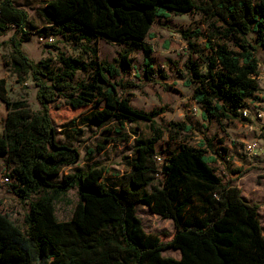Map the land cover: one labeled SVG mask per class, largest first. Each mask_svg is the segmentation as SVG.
I'll use <instances>...</instances> for the list:
<instances>
[{
	"label": "trees",
	"instance_id": "obj_1",
	"mask_svg": "<svg viewBox=\"0 0 264 264\" xmlns=\"http://www.w3.org/2000/svg\"><path fill=\"white\" fill-rule=\"evenodd\" d=\"M195 10L221 16L224 27L213 37L240 41V51L224 44L212 47L205 71L190 56L186 85L194 86L204 120L243 117L247 99L259 89L257 51L264 47V0H47L40 10L47 23L40 34L78 44L91 54L89 61L63 51L55 59H31L23 49L31 33L28 12L14 0H0V37L13 31L3 41L11 45L5 63L20 82L31 77L40 105L33 110L27 99H9L6 79L0 78V99L8 110L0 158L15 163L11 186L30 205L22 229L2 210L0 198V264H264L259 205L241 195L233 178L224 181L217 174L212 165L217 159L206 147L180 144L159 163L156 144L162 132L156 117L163 109L135 108L126 94L134 84L121 76L131 66V48H136L145 56L144 79L154 81L153 48L145 40L150 29L170 12ZM252 33L255 43L249 39ZM99 38L127 46L114 62L101 60ZM51 46L58 50L56 44ZM79 71L87 72V79H77ZM62 98L74 109L91 106L89 119L96 124L114 120L123 128L148 123L152 135L134 145L130 170L118 189L106 186V170L100 166L70 172L59 182L50 179L80 159L76 146L57 138L51 105ZM170 125L178 131L192 128L179 121ZM104 148L98 144L99 151ZM156 179L159 184L151 191L139 190ZM72 188L78 190L77 205L69 220H59L56 201ZM138 200L173 220L176 232L170 241L146 232ZM168 248L179 250L180 257L163 255Z\"/></svg>",
	"mask_w": 264,
	"mask_h": 264
},
{
	"label": "rangeland",
	"instance_id": "obj_2",
	"mask_svg": "<svg viewBox=\"0 0 264 264\" xmlns=\"http://www.w3.org/2000/svg\"><path fill=\"white\" fill-rule=\"evenodd\" d=\"M46 1L14 0L16 6L28 12L32 24L27 28V31H31L29 40L23 43L25 52L35 61L48 56L55 59L58 51L91 60V54L84 52L78 44L57 42L52 36L40 34L39 29L47 24L46 18L40 13ZM223 27L221 16L203 14L198 10L191 13L170 12L167 18H157L150 29V35L145 39L153 48L151 57L155 80L144 79L145 56L142 50L136 48H131V66L121 76L125 83L131 81L134 84L127 87L126 94L135 108L145 111L163 109L156 117L162 132V138L156 144V154L168 157L183 143L206 147L208 153L217 159L212 163L217 174L224 181L233 178V184L240 189L241 195L250 203L259 205V218L264 232V47L260 46L257 51L259 65L256 80L259 89L255 96L247 99L243 110L245 118L218 120L213 117L209 121L204 120L203 107L193 97L194 86H187L185 82L188 79L186 64L190 56L205 71L212 47L224 44L235 53L240 51L237 44L240 41L213 37ZM12 32L1 36L0 43L6 41ZM255 36V33L249 36L253 43ZM50 43L56 44L58 50ZM96 46L99 59L114 62L119 51L127 45L99 38ZM10 52L9 43L0 44V78L6 79L7 96L11 100L27 99L33 110H39L37 87L31 77L20 82L17 73L6 65L5 60ZM87 76V72L79 71L76 78L87 79ZM91 110V106L74 109L63 98L51 105V116L58 128V140L76 146L80 151V159L74 165L65 166L60 174L50 179L59 182L63 175L70 172L100 166L106 170L103 177L106 186L118 189L123 175L130 170L134 145L137 142H147L152 132L145 121L127 123L123 128L114 120L102 124L93 123L89 119ZM7 113L6 105L0 99V134L3 132ZM172 121L185 122L192 128L190 131H178L170 125ZM100 143L105 145L102 151L97 149ZM249 144L255 146V153L248 151ZM216 150L219 155L212 154ZM14 167L15 163L7 156L0 158L2 210L19 227L25 229V214L30 205L29 201H21L13 191L11 184L14 178L11 173ZM237 170L239 171L233 172ZM7 176L10 177L9 181L5 179ZM158 184L159 179H156L139 190L151 191ZM78 200L77 188L70 189L58 198L55 204L57 218L62 221L69 220ZM136 204L138 216L146 232L158 236L162 241H170L176 232L173 220L153 212L141 200ZM163 255L179 258L180 251L168 248L163 251Z\"/></svg>",
	"mask_w": 264,
	"mask_h": 264
},
{
	"label": "built area",
	"instance_id": "obj_3",
	"mask_svg": "<svg viewBox=\"0 0 264 264\" xmlns=\"http://www.w3.org/2000/svg\"><path fill=\"white\" fill-rule=\"evenodd\" d=\"M50 40H52V37H50ZM245 113H246V112H245ZM247 149H248L249 152H254V153H255V146H254V145L249 144V145L247 146ZM156 158H157V161H158L159 163H162V162H163V156H162V155H156ZM5 179H6L7 181H9L10 177L7 176Z\"/></svg>",
	"mask_w": 264,
	"mask_h": 264
}]
</instances>
